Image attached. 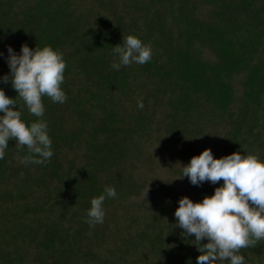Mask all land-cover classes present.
Returning <instances> with one entry per match:
<instances>
[{
    "label": "trees",
    "instance_id": "trees-1",
    "mask_svg": "<svg viewBox=\"0 0 264 264\" xmlns=\"http://www.w3.org/2000/svg\"><path fill=\"white\" fill-rule=\"evenodd\" d=\"M130 34L152 59L117 71ZM24 44L63 53L67 99L43 98L49 162L21 163L15 140L0 159V264H197L174 214L224 181L193 185L183 166L206 148L264 160V0H0V88L17 109L3 77ZM107 186L117 195L90 228ZM239 254L264 264V244Z\"/></svg>",
    "mask_w": 264,
    "mask_h": 264
},
{
    "label": "clouds",
    "instance_id": "clouds-1",
    "mask_svg": "<svg viewBox=\"0 0 264 264\" xmlns=\"http://www.w3.org/2000/svg\"><path fill=\"white\" fill-rule=\"evenodd\" d=\"M8 52L10 76L5 75L3 81L7 83L11 79L23 105L31 115L41 119L29 126L22 119L23 105L17 109V100L0 88V113H3L0 115V159L5 156L9 141L15 140L17 148L26 146L28 150L21 163L45 164L54 152L48 123L42 119L43 98L61 104L66 101L62 85L67 62L63 53L51 46L33 50L24 44L20 54L9 46ZM113 54L118 59H114L112 68L118 71L121 66L149 62L153 50L130 34L124 36L123 46L118 44L113 48ZM137 106L144 107L142 98ZM183 177H188L193 185L224 181L214 195H206L202 202L182 197L174 214L184 235L195 236L194 244L201 252L197 264H223L224 261L245 264V257L239 254L241 249L264 244V160L257 154L240 152L214 158L211 148H206L183 166ZM116 195V189L107 186L102 194L91 199L85 221L90 228L104 222V202ZM205 239L208 243L203 244Z\"/></svg>",
    "mask_w": 264,
    "mask_h": 264
}]
</instances>
